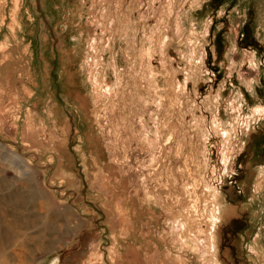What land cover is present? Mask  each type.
<instances>
[{
	"label": "rangeland",
	"instance_id": "obj_1",
	"mask_svg": "<svg viewBox=\"0 0 264 264\" xmlns=\"http://www.w3.org/2000/svg\"><path fill=\"white\" fill-rule=\"evenodd\" d=\"M0 264H264V0H0Z\"/></svg>",
	"mask_w": 264,
	"mask_h": 264
},
{
	"label": "bare ground",
	"instance_id": "obj_2",
	"mask_svg": "<svg viewBox=\"0 0 264 264\" xmlns=\"http://www.w3.org/2000/svg\"><path fill=\"white\" fill-rule=\"evenodd\" d=\"M219 218V217H218ZM198 232V231H197Z\"/></svg>",
	"mask_w": 264,
	"mask_h": 264
}]
</instances>
